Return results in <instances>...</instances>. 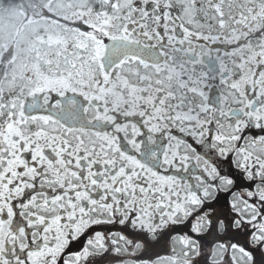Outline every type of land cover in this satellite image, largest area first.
<instances>
[{"label":"snow or ice","instance_id":"1","mask_svg":"<svg viewBox=\"0 0 264 264\" xmlns=\"http://www.w3.org/2000/svg\"><path fill=\"white\" fill-rule=\"evenodd\" d=\"M0 264H264V0H0Z\"/></svg>","mask_w":264,"mask_h":264},{"label":"flooded vegetation","instance_id":"2","mask_svg":"<svg viewBox=\"0 0 264 264\" xmlns=\"http://www.w3.org/2000/svg\"><path fill=\"white\" fill-rule=\"evenodd\" d=\"M12 21H14V20L8 21V19H7V18H5V22H12Z\"/></svg>","mask_w":264,"mask_h":264},{"label":"rangeland","instance_id":"3","mask_svg":"<svg viewBox=\"0 0 264 264\" xmlns=\"http://www.w3.org/2000/svg\"><path fill=\"white\" fill-rule=\"evenodd\" d=\"M11 23H15V21H12Z\"/></svg>","mask_w":264,"mask_h":264}]
</instances>
